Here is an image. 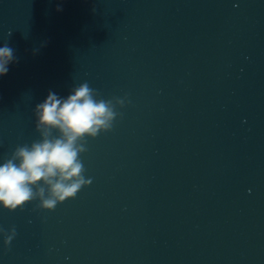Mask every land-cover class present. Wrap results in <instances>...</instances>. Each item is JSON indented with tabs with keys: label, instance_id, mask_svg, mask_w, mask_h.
I'll return each instance as SVG.
<instances>
[{
	"label": "water",
	"instance_id": "1",
	"mask_svg": "<svg viewBox=\"0 0 264 264\" xmlns=\"http://www.w3.org/2000/svg\"><path fill=\"white\" fill-rule=\"evenodd\" d=\"M6 40L0 163L49 90L126 103L75 198L0 206V264H264V0H0Z\"/></svg>",
	"mask_w": 264,
	"mask_h": 264
},
{
	"label": "clouds",
	"instance_id": "2",
	"mask_svg": "<svg viewBox=\"0 0 264 264\" xmlns=\"http://www.w3.org/2000/svg\"><path fill=\"white\" fill-rule=\"evenodd\" d=\"M57 10H62L59 5ZM12 31L9 29L8 37ZM16 59L6 40L0 47V75L7 74L8 65ZM125 103L126 96L101 98L88 81L71 87L67 96L49 90L33 109L39 138L30 144H17L0 163V206L13 211L38 201L36 208L54 210L58 203L75 198L92 182L91 177H85L81 160V154L88 150V138L111 131L114 121L123 115L117 106ZM0 234L9 246L16 228H0Z\"/></svg>",
	"mask_w": 264,
	"mask_h": 264
}]
</instances>
